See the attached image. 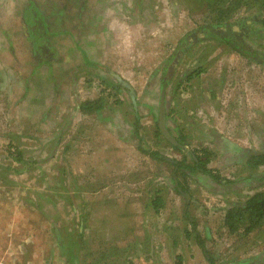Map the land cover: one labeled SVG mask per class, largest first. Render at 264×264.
I'll return each instance as SVG.
<instances>
[{
	"label": "rangeland",
	"instance_id": "374dc122",
	"mask_svg": "<svg viewBox=\"0 0 264 264\" xmlns=\"http://www.w3.org/2000/svg\"><path fill=\"white\" fill-rule=\"evenodd\" d=\"M213 1L0 0V264H209L183 210L215 264H264V222L224 226L264 188L234 159L264 150V59L233 48L264 50V0L203 39Z\"/></svg>",
	"mask_w": 264,
	"mask_h": 264
},
{
	"label": "trees",
	"instance_id": "16d2710c",
	"mask_svg": "<svg viewBox=\"0 0 264 264\" xmlns=\"http://www.w3.org/2000/svg\"><path fill=\"white\" fill-rule=\"evenodd\" d=\"M213 3H214V7L216 9V14H218V15L215 18V21H214L215 23H212V24H215V25H212V28H213L214 32L216 33V31H215L216 26L221 27V28L225 27L224 30H222L220 37L224 33H228V30L226 29V27H231L232 29H235V27H237L239 25V23L244 22L243 18H238V19L236 18V19H232L231 21H227V23H224L226 20L231 18V14L235 11L237 12V10L243 5H247V7L250 6L245 1H242V0H226V1L225 0H217V1H213ZM28 11L31 12L32 9L29 8ZM259 21L261 23L264 20L261 19ZM43 26H44L43 22L40 21L39 27L37 29H39V30L44 29ZM246 28L248 31H250L249 33H255V27L246 25ZM237 44L239 45L240 43L234 44L233 48L234 49L237 48L238 51L240 52V54L246 56L248 59L259 60V59H261V57L264 59V51H261L258 49L256 50L255 47H252L249 44L248 45L242 44L239 46ZM260 64L264 65V62H260ZM116 84L119 85L118 82H116ZM159 130L161 131V129H159ZM165 138L168 139V141L170 142V144L173 147L179 149L180 151H183L186 148H188L186 144L180 143V142L177 143L176 140L174 141L173 137L168 138L165 136ZM152 154L156 155L157 153L153 152ZM207 154H208V151H206L205 148H202L200 150V154H193L192 155V166H188L187 164H183L181 161H175L174 159L168 158V160L172 164H174L175 166L180 167L181 169H184L186 171H191V172L192 171L194 172L196 170L206 171L204 169V164L207 161V157H206ZM156 157H159V156H156ZM250 158L253 160L259 158L262 160V162H264V153L260 152L258 154H251ZM246 160H248V158ZM255 177L256 178L259 177L261 179H264V170H262L259 173L258 177H257V175H254V178ZM214 178H212V179H214L215 183H217V184H220V183H222L221 181H223V180L219 179L217 176H215ZM178 184L179 183L176 179V176L173 174L171 177V185L173 186L174 189H175V186L176 187L178 186V188L176 190H178L179 193L184 194L185 202L190 201L191 197L187 193L186 189L181 188ZM155 199L158 201L161 199V197L158 195L157 198H155ZM183 216L185 217V219L188 220V223H189L188 224L189 228L186 227L184 229V235L186 237H188L189 234L194 235L195 240H196L199 248L202 250V252H203L204 256L207 258V260H209V264H215L212 261V258L210 257V255H208V251L205 249V247L203 245V240L205 238V235L207 237H208V235L206 234V232H203L201 235L196 229H194V225H195L194 219L192 217H189L185 210H183ZM263 222H264V189H261L255 193H253L252 195H250L246 199H236L227 208V210L225 212V216H224V226H226L227 233H229V234L237 233L240 231L244 234L248 233L252 229L262 225ZM178 258H180V257H178ZM241 263H244V262H240V261L232 262V263L223 262V263H219V264H241Z\"/></svg>",
	"mask_w": 264,
	"mask_h": 264
},
{
	"label": "flooded vegetation",
	"instance_id": "af4514ba",
	"mask_svg": "<svg viewBox=\"0 0 264 264\" xmlns=\"http://www.w3.org/2000/svg\"><path fill=\"white\" fill-rule=\"evenodd\" d=\"M198 31H201V33L202 34H204L205 36L204 37H202L201 35V38H211L213 35H215L216 33L214 32V30H213V28H212V25H210V24H206V25H203V26H199L198 27ZM230 34H232V31L230 32ZM222 37H227V33H224L223 35H221ZM212 38H214V37H212ZM238 45V44H237ZM236 45V46H237ZM239 45H242V43H240ZM238 45V46H239ZM256 48V47H255ZM256 50H257V48H256ZM259 50V49H258ZM236 51H238V49L236 48ZM262 51V50H261ZM264 51V50H263ZM180 53H181V51H180ZM238 53H240L239 51H238ZM247 58V57H246ZM248 59V58H247ZM249 61H254L253 59H248ZM260 63V62H259ZM160 110L162 111V115H164L165 114V109H164V107L162 106V101H161V104L159 105V112H160ZM231 148H235V147H237L236 146V144L233 146V145H231L230 146ZM228 148V147H227ZM205 150H206V148H205ZM207 151V150H206ZM181 152H183V151H181ZM260 152H263L264 153V150L263 151H260V150H253V149H245V148H239V147H237V151H236V154L234 155V159L238 162V163H240L245 169H247V170H256L257 168H259L260 169V167H263L264 168V162H262V160L261 159H259V158H257V159H255V160H253V159H251L250 158V155L251 154H258V153H260ZM207 158L209 157V154H207V156H206ZM248 158V160H246ZM256 163V164H255ZM262 171V170H261ZM261 171H259V172H255V173H253V174H251V173H249L248 174V176L246 175V177H244V178H242V179H240L239 180V182L240 181H242V182H248V183H250L251 182V180H254L255 179V181L256 182H258V183H260V184H262V183H264V179H261V178H259L258 176H259V173L261 172ZM216 174V173H215ZM254 174L255 175H257V177L258 178H254ZM213 176V178L215 177V176H217L218 177V175L216 174V175H212ZM215 179V178H214ZM231 181V180H230ZM223 182V181H222ZM232 183H234L233 181H231ZM242 184V183H241ZM244 185V184H243ZM257 185V184H256ZM262 189H264V188H262Z\"/></svg>",
	"mask_w": 264,
	"mask_h": 264
},
{
	"label": "water",
	"instance_id": "95a60500",
	"mask_svg": "<svg viewBox=\"0 0 264 264\" xmlns=\"http://www.w3.org/2000/svg\"><path fill=\"white\" fill-rule=\"evenodd\" d=\"M118 81L120 82V83H122V84H124L129 90H130V92H131V95L133 96V90L131 89V87L125 82V81H123V80H121V79H119L118 78ZM162 111L160 110V122H159V124H160V129L166 134V132L164 131V129H163V126H162ZM167 135V134H166ZM168 138L170 137V136H167Z\"/></svg>",
	"mask_w": 264,
	"mask_h": 264
},
{
	"label": "crops",
	"instance_id": "0c3cea01",
	"mask_svg": "<svg viewBox=\"0 0 264 264\" xmlns=\"http://www.w3.org/2000/svg\"><path fill=\"white\" fill-rule=\"evenodd\" d=\"M44 31V29H41L40 32ZM36 48V47H35ZM43 64V63H42ZM41 63L39 65H42Z\"/></svg>",
	"mask_w": 264,
	"mask_h": 264
}]
</instances>
